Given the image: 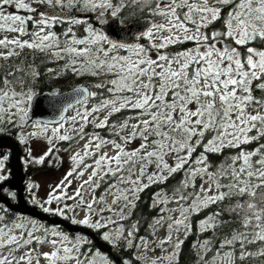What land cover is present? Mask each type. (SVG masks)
Instances as JSON below:
<instances>
[{
  "label": "snow or ice",
  "instance_id": "snow-or-ice-1",
  "mask_svg": "<svg viewBox=\"0 0 264 264\" xmlns=\"http://www.w3.org/2000/svg\"><path fill=\"white\" fill-rule=\"evenodd\" d=\"M35 2L61 9L83 3L86 9L93 11L113 9V17L127 3H139L150 6L149 11L163 19L142 32V36L152 42L151 48L157 50L153 58L149 48L109 41L91 27L84 38H77L72 27H68L63 34L65 39L61 40L50 30L59 20L56 13H43L41 9L40 18L34 20L32 15L22 16L6 10L14 7L37 13L38 9L28 0H0V31L18 34L11 39H0V49L6 50L0 51V60L19 57L27 48L54 60H66L64 69L75 75L113 77L94 85L97 89H106L111 97L103 98L91 110L77 113L83 121L77 135L83 134L85 126L95 120L94 113L107 110V115L95 125L104 128L110 116L125 109L136 112V123L129 124L125 119L119 125L121 130L131 128L127 136L121 137V143L94 136L84 145L83 155H73L72 160L80 165L85 156L99 153L92 164H84V170L77 173L83 177L85 170L91 169L74 196L62 193L66 199H77L76 207L84 206V217L73 219L72 223L97 230L116 225L114 231L102 233L105 241L115 246L123 240L128 248L140 249L141 254L136 259L142 264H175L184 243L181 235L186 238L192 230L189 217L209 205L235 201L227 211L237 226L215 245L210 239L195 245L198 249L196 264H254L255 258L259 259V264H264V97L254 95L256 88L264 90V0H120L115 5L113 0ZM103 14L102 11L100 15ZM218 21L223 22V30H212ZM29 22L34 31H28ZM79 23V19L71 20L73 25ZM24 35H29L30 39H22ZM187 42L194 46L172 54L159 51ZM118 49L129 54L121 55ZM27 67L30 71L16 66L0 76V123L5 120L13 123L16 116L23 121L27 115L22 105L31 101V90L24 91L22 87L17 91L15 85L23 86L24 76L40 75L34 64ZM77 94L97 96L96 92L83 87L77 89ZM72 120L76 122V117ZM63 127L60 124L52 128L53 135L59 140L73 139L67 132L59 134ZM47 128L48 124H44L43 130ZM137 139L140 140L138 147L131 150L125 147ZM24 140L20 138L21 143ZM51 140L49 137L50 143ZM107 144L114 150L111 155L100 152ZM90 145L94 148L92 153L88 151ZM198 148L203 151L192 159ZM224 149L237 151L212 170L207 154H219ZM8 159V155L0 154V181L8 179L3 172ZM42 161L43 157L35 163ZM152 166L154 170L149 171ZM181 170L186 176L172 197L156 193L152 205L174 203L177 207H160L157 217L148 225V236L138 235L139 221L127 228L121 223L131 217L140 192L152 184L166 182ZM198 178L202 183L197 187ZM106 181L105 194L97 197L95 190ZM85 186L93 192L90 200L84 198ZM32 187L28 185L29 189ZM189 187L192 191H187ZM2 195L16 197L15 192L0 185ZM107 197H111L110 203ZM60 198L50 194L46 203ZM65 209L71 210L65 205L64 209H55V213L63 216ZM43 211L53 210L43 207ZM224 211L221 207L200 221L201 232L227 225L229 221L223 219ZM0 212L6 213V210L0 209ZM106 212L111 215L105 216ZM92 216L97 219L92 220ZM161 228L165 230L163 238L156 235ZM88 243L81 236L70 238L56 225L48 228L26 218L9 222L6 214L0 215V264H41V261L43 264H109L99 251L93 253L83 247ZM43 246L49 250L40 251Z\"/></svg>",
  "mask_w": 264,
  "mask_h": 264
},
{
  "label": "trees",
  "instance_id": "trees-1",
  "mask_svg": "<svg viewBox=\"0 0 264 264\" xmlns=\"http://www.w3.org/2000/svg\"><path fill=\"white\" fill-rule=\"evenodd\" d=\"M67 9L66 11L73 12V13H79V14H87L88 10L80 4L79 6H75L71 9ZM105 13L103 15H100V13L93 14L89 19H83L80 20L81 23L73 25L64 23L63 21H57L52 27L53 32L57 34V36L61 39V36L64 37V33L67 30L68 27H72L73 34L77 37H82L84 35V24L85 22H92L97 23V21H102L103 23L109 20L111 17L108 13H106V10L101 9ZM91 15V14H90ZM117 16H119V20L121 23H127L132 20L141 19L143 17L149 16L152 18L153 23L157 20V16L150 15L148 12H146L144 9H139L135 4L127 3L124 8L121 9L119 13H117ZM30 28V22L28 29ZM212 30H223V22L218 21L213 27ZM71 35V34H70ZM148 39L146 37H141L140 42L138 45L145 46ZM194 45L192 42H187L185 44H177V45H171L167 49H163L161 52L172 54L176 51L183 50L185 48H192ZM49 56H45L44 54H41L39 52H34L30 49H24L22 54L19 57H12L10 60H0V76L6 75L8 72L13 71L16 66L23 67L26 71H30L28 69V65L34 64L36 66V70L40 73L38 77H32L31 75L24 76L23 79L25 80V84L22 86L24 90L28 91L31 90V92L34 94L42 92V91H50L52 93H59L64 92L67 90H70L76 80L74 81V75L70 73L68 70L61 71L60 68L54 67L51 65V63H48ZM22 62V63H21ZM48 69H52L53 71L49 72ZM17 75H20L19 73ZM79 81L83 83L86 87H88V83L84 82V79L81 78ZM17 85V84H16ZM91 90L94 92L100 91V89L91 87ZM254 95L257 98L264 97V90L256 88L254 90ZM135 111L130 109L122 110L120 113L114 114L108 118L107 126L104 128H96V129H89L90 133L97 132L102 137L109 138L112 136V133L107 132V129L109 128L110 124L113 122L121 121L124 119H127L129 116L133 115ZM108 127V128H107ZM88 129V127H86ZM2 133V132H0ZM77 139V137H75ZM72 140L70 141H63L61 143V148H64L70 144ZM246 149H248L250 146H244ZM203 151V148H198L195 153H193L192 159H195L197 155L200 154V152ZM237 149H224L222 153L219 154H213L209 153L207 154L209 156V164L210 168L212 170L215 169L216 166H218L220 163L224 161L225 158L234 155L236 153ZM30 164L23 167L25 169L27 176L30 172H32L33 169L29 170L28 168ZM40 169H44L46 167H49L46 161H43L39 165ZM189 165H186L187 168ZM36 169H38L36 167ZM30 171V172H29ZM186 173L181 170L178 173L173 174L166 182L164 183H156L152 184L150 187L144 189L142 192L139 193V199L135 202L136 206L134 209H132V215L131 217L126 221H121L122 224L125 225L127 228L130 226L133 222L139 221V227L140 231L138 233L139 236H148L149 235V228L148 225L152 223L153 218L157 217L159 213L158 206L153 207V199L156 193L161 194H167L168 197H172L174 190L179 187L181 181L185 179ZM197 187L199 186L202 181L199 180V178L196 181ZM187 191H192V188L189 187ZM28 192V191H27ZM24 193V199L27 202L28 205L40 208L42 210V207H40V204L38 201L36 203H33L34 198H31L30 194ZM10 202L15 205L17 201V197L14 199L12 197H9L5 195ZM36 201V200H35ZM235 201H229L225 200L222 205H209L208 208L202 209L198 213H194L191 217H189V224L191 225V232L190 234L185 238L182 236L181 239L184 240V243L181 245V249L179 250V256L177 257L175 264H196L197 260V247L195 245L200 244L205 239L212 240V243L215 245L218 240L224 239L225 236L230 235L231 229L233 227H236L237 225L233 222V216L227 211V208L233 204ZM174 203H170L169 205H172ZM15 207V206H14ZM223 207L225 211L223 212V219L229 221L227 225H223L219 228H217L215 231L209 230L208 232H201L200 230V221L206 219L207 216L211 215L212 213L219 211L220 208ZM0 209H5V212H0V215L6 214V220L16 221L20 218H26V219H34L39 224H43L45 227L51 228L52 226L48 223H42L38 221L36 218L28 217L21 215L19 213H16L7 207H4L0 204ZM43 211V210H42ZM51 214L52 216H57L59 218L65 219L69 222H72L73 219H75L76 216H73V214L68 210L65 209V213L63 216L57 215L54 211L47 212ZM80 225V224H76ZM87 227L92 234H94L100 241L105 242L108 246L112 247V254L109 255L107 252H101L98 250V248L95 246L93 240L91 237L86 236L82 233L78 234H70L68 233L63 227H59L58 230L62 231L63 233L70 236V238L81 236L82 238L89 241L88 244L83 245L85 249H90L93 253L99 251L101 255L105 256L109 260V264H118L116 263L115 259L119 260V264H124V261H129V264H142L141 261L137 260V248H128L126 245V242L123 240L119 241L117 245H113L109 243L108 241H105L102 238V233L104 231H108L109 229H94L85 225H80ZM115 226V225H113ZM254 264H259V259L255 258Z\"/></svg>",
  "mask_w": 264,
  "mask_h": 264
},
{
  "label": "rangeland",
  "instance_id": "rangeland-1",
  "mask_svg": "<svg viewBox=\"0 0 264 264\" xmlns=\"http://www.w3.org/2000/svg\"><path fill=\"white\" fill-rule=\"evenodd\" d=\"M28 2L30 3V5L34 8H38L41 4H38L35 2V0H28ZM114 5L115 4H119L120 0H113ZM83 5V3H81ZM46 6V3L44 4ZM137 7H139V9H144L146 12H148V14L150 15H154L149 11V7L150 6H146L143 4H135ZM84 6V5H83ZM154 6V5H151ZM52 7V6H49ZM55 8H59L61 9L59 6H56ZM9 12H15L16 14L22 15V16H27V15H32L34 20L35 19H39L41 14L40 12L37 13H27L24 10H16L14 7H9L6 9ZM62 10H67V9H62ZM88 14H95V13H101L102 10L101 9H96L95 11L87 9ZM113 11V9H108L106 10V13H108L110 15V17L112 18L113 16L111 15V12ZM105 13V11L103 12ZM156 16V15H155ZM116 17L119 18V16L116 15ZM157 20L154 23H161L163 22V19L159 16H157ZM92 18V17H91ZM89 18V19H91ZM103 23L102 21H97V23H92V22H85L84 26V35L82 37H77V38H84L85 36L88 35V32L86 31L89 27H91L94 31L101 33L98 28L97 25ZM69 24H71V22H69ZM123 25V23H122ZM29 26V25H28ZM68 28V26L66 27ZM35 28L32 25V23L30 22V28L28 29V31H34ZM51 31H53V29H50ZM103 34V33H101ZM166 35V33H164ZM17 33H12V32H8V31H0V39L4 38V37H8V38H13L15 36H17ZM59 38V37H58ZM22 39H30L29 35H24L22 37ZM60 39V38H59ZM65 39V37L61 36V40ZM159 42V41H156ZM151 41H147L146 45L144 47H147L150 49V54L153 56V58H155L156 56V49H152L151 48ZM104 47H110V44H104ZM142 46V45H141ZM163 50V49H162ZM159 50V51H162ZM0 51H6L5 49H0ZM119 52V54L121 55H128L129 53L127 51H119V49L117 50ZM164 53V52H163ZM60 63H57V66H59L60 70L63 71L64 69V64L66 63V60H60ZM71 74L74 75V81L76 80V82L74 83L79 84L80 82H78L81 78L84 79V82L88 83L91 87H94L95 84L97 83H101L104 82L108 79L113 78L110 75H101L99 77H93L90 75H84V76H78L75 75L74 73H72L70 71ZM16 90L17 91H21V87L15 85ZM95 88V87H94ZM94 92V91H92ZM97 93V92H96ZM32 96L33 93L31 92ZM111 94L107 92L106 89H100V91H98L97 96L95 97H90L88 99V102L83 101L82 103L76 105L75 107L71 108L70 110H68L67 115L64 117V119L57 123V124H48V128L47 130H43V125L44 123H40V122H29L27 121V118L25 117V119L23 121L20 120L19 116L14 117L13 119V123H8L7 120H5L3 123H0V132L4 133V131H7L8 128L15 126L17 128V131L19 132V134H21V137L25 138V142H27L28 148H27V152L26 154L23 156V158L21 159V164H22V169L24 166L29 165L30 168H28L29 170L33 169L32 172L29 173V175L26 178V182H25V186L28 189V192L31 196V198H34V200L38 201V203L40 204V207H49L50 209H52L55 212V209L61 208L64 209L65 205H68L70 207L71 210H69L73 216L75 217V220H80L84 217V215L86 214L85 210H84V206H80V207H76V203H77V199H66L62 196V193H66L67 196H74L76 189H78L80 187V185L83 183L84 180L87 179L88 174L90 173L91 169H87L85 170V174L83 177L77 175V173L81 170H84V164H92L93 160L96 158L97 155H99V153H96V155H88L84 157V161L83 164L77 165L73 160L72 157L73 155H75L76 153H80L81 155L84 154V145L86 143L89 142V140H91L94 136H99L101 139H105L108 141H116L117 143H121V137L123 136H127L128 133L131 131V128H127V129H123L121 130L119 128V125L121 123L124 122V120L121 121H117V122H113L110 124L109 128L107 129V132L112 133L113 135L110 136L109 138L106 137H102L101 135H99L97 132H92L90 133V131H88L89 129H96L97 127L95 126L96 123L99 122V120L103 119L106 115H107V110L104 112H100V113H94L93 117H95V120L92 123H88L85 128H84V133L81 134L83 136V138H81V135H77V131L79 130L80 124L83 123V121L80 120V117L77 115V113H83L85 111V109L91 110L94 106L98 105L100 103V101L103 98H110ZM29 106H30V101H26V103L24 105H22V107L25 108L26 112L29 110ZM252 109H249V111H251ZM14 111V110H13ZM136 112L129 116L127 119L129 120V124H133L136 123ZM72 117H76V122H73ZM93 117H89V120H93ZM131 118V119H129ZM60 124H63L64 127L60 129L59 134H64L65 132H67L70 136L73 137V139H71L72 141L70 142V144L64 148H61V143H63V141H70V140H59L57 136L53 135L52 133V128L54 127H59ZM37 125H39L40 127H37ZM107 126V125H106ZM105 126V127H106ZM86 127H88V129H86ZM73 129H76V131H73ZM37 133V135H31L32 133ZM117 132H119V135H117ZM1 134V133H0ZM49 137L52 138L51 143L49 142ZM75 137H77V139H75ZM96 141L93 140V145ZM140 143V140L137 139L135 141H133L132 143L127 144L125 147L128 150H131L134 147H138ZM89 153H92L94 151L93 146L90 145L89 149H88ZM113 149L111 144H107L105 145L100 152H108L109 155L113 154ZM0 154H5V152H0ZM198 156V155H197ZM196 156V157H197ZM41 157H43V161H46L49 167H46L44 169H40L39 164L35 163V161L37 159H40ZM195 157V158H196ZM42 161V162H43ZM170 163H174V160L169 159ZM36 167L38 169H36ZM189 167V166H188ZM73 169H75V171H73ZM25 169H23V172L26 173L24 171ZM154 170V166L150 167L149 171ZM4 174L7 175L8 173L10 174V167H9V159L8 161L5 162V168L3 170ZM69 173H71V175H69ZM27 175V174H26ZM70 181V183H69ZM63 182V184H62ZM144 182H147L146 180ZM107 181L105 182V184H101V187L95 190V195L97 197L104 195V188L106 186ZM31 184L34 187H32L31 189L28 188V185ZM58 185H60L61 187H57ZM55 189V191H54ZM85 191L83 192L84 198L85 200H90L93 192L91 190V188H89L88 186H85ZM26 194V193H25ZM51 195H56V196H60V200L56 201L53 200L51 204H47L46 201L49 199V196ZM163 195V194H162ZM170 198V197H169ZM108 202H111V197H107ZM95 207V205H94ZM119 207V206H117ZM160 207H177L176 204H172V205H159L158 209ZM169 215H178V213H168ZM105 216H109L111 215V213H105ZM92 220L97 219V217L92 216L91 217ZM118 219V218H117ZM19 219H17L16 221H18ZM115 226L113 225H109L108 227V231H114L115 230ZM156 235L160 238H163V236L165 235V230L163 228L159 229L158 232L156 233ZM183 235H181L182 238ZM49 248L47 246H43L40 248V251H48ZM171 247H169V251H171ZM137 255L139 256L141 254V250L137 248ZM157 253H159V249L156 250ZM149 255H152V253L150 252ZM41 264H43V261H41Z\"/></svg>",
  "mask_w": 264,
  "mask_h": 264
},
{
  "label": "water",
  "instance_id": "water-1",
  "mask_svg": "<svg viewBox=\"0 0 264 264\" xmlns=\"http://www.w3.org/2000/svg\"><path fill=\"white\" fill-rule=\"evenodd\" d=\"M37 9V12H40L39 10L42 9L43 13H56L62 21L85 19L92 16L90 14L73 13L59 8L49 7L44 4H41ZM152 23V18L146 16L122 25L118 17L115 16L104 23L98 24L97 28L108 38L109 41L138 45L140 38L143 37L142 32ZM80 87L86 88L90 91L88 87L82 85L75 86L64 92L55 93L56 95H53L50 91L36 93L32 96L30 101L29 110L26 115L27 121L44 124H57L61 122L67 115L68 110L80 104L77 103V100L83 102L88 99V96H78L77 89ZM68 104H71L72 107H67ZM0 148H5L8 151L10 167V178L0 185L10 186L11 191L15 192L17 197L16 204L13 205L6 196H0V204L2 206L21 215L36 218L42 223H48L51 226L56 225L58 228L63 227L70 234L82 233L89 236L92 238L99 251L107 252L109 255L112 254V247L108 246L105 242L100 241L87 227L73 224L65 219L52 216L51 214L40 210V208L28 205L24 199V193L26 191V174L23 172L21 164V157L25 154L27 149L25 146L19 144L14 139L13 135L8 132L0 135ZM115 260L116 263L119 264V260Z\"/></svg>",
  "mask_w": 264,
  "mask_h": 264
},
{
  "label": "flooded vegetation",
  "instance_id": "flooded-vegetation-1",
  "mask_svg": "<svg viewBox=\"0 0 264 264\" xmlns=\"http://www.w3.org/2000/svg\"><path fill=\"white\" fill-rule=\"evenodd\" d=\"M86 19V18H85ZM79 20H83V19H79ZM59 21H62L61 19H59ZM64 23H66L67 25H68V23L69 22H71V20H68V21H63ZM26 49V48H25ZM17 51H19V50H17ZM119 51H122V52H124V51H126V50H124V49H119ZM61 61L60 60H54V59H52L51 57H49L48 58V63H51V65L52 66H54V67H58L59 68V66H57V63H60ZM78 82H80L79 84H74L73 86H72V88L73 87H75V86H82L83 85V83L81 82V81H78ZM89 85V84H88ZM17 86H20L21 88H22V86L20 85V84H17ZM83 86H85V85H83ZM88 88H89V90L92 92V90H91V86L89 85L88 86ZM24 90V89H23ZM24 91H26V90H24ZM35 95V94H34ZM33 95V96H34ZM90 97H88V99H89ZM88 99H86V101L88 102ZM85 101V102H86ZM5 132H8V133H11L12 135H13V137H14V139L19 143V144H21V145H23V146H25L26 147V149L28 148V145H27V142H25V140H24V143H21L20 142V136H21V134H19V132L17 131V128L15 127V126H13V127H10V128H8L7 129V131H4V133ZM1 134H3V133H1ZM0 134V135H1ZM0 152H5V154L6 155H8V157H9V153H8V151L5 149V148H0ZM26 152H27V150H26ZM26 152H25V154H26ZM24 154V155H25ZM23 155V156H24ZM23 156L21 157V159L23 158ZM8 161V160H7ZM26 174V173H25ZM7 176H8V179L10 178V174L8 173L7 174ZM26 178H27V175H26ZM7 179V180H8ZM7 180H5V181H7ZM5 181H0V184H2V183H4ZM3 188H5V189H9L10 191H11V189H10V186H8V185H4L3 186ZM28 191V189H27V187H26V191H25V193ZM13 192V191H12ZM5 196V195H4ZM42 210H43V208H42Z\"/></svg>",
  "mask_w": 264,
  "mask_h": 264
}]
</instances>
